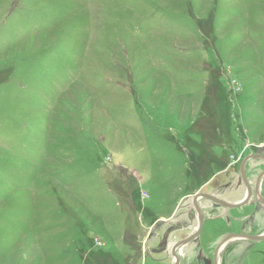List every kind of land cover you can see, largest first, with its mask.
I'll use <instances>...</instances> for the list:
<instances>
[{"label":"rangeland","instance_id":"374dc122","mask_svg":"<svg viewBox=\"0 0 264 264\" xmlns=\"http://www.w3.org/2000/svg\"><path fill=\"white\" fill-rule=\"evenodd\" d=\"M255 152L264 0H0V264H175L194 199L232 181L239 202ZM198 203L180 264L264 234L262 212ZM219 264H264V240Z\"/></svg>","mask_w":264,"mask_h":264},{"label":"flooded vegetation","instance_id":"af4514ba","mask_svg":"<svg viewBox=\"0 0 264 264\" xmlns=\"http://www.w3.org/2000/svg\"><path fill=\"white\" fill-rule=\"evenodd\" d=\"M258 154L260 153L255 152V153L249 154L243 160L240 166L237 168L238 169L237 173L239 177L241 178L240 180L243 184V195L241 196V199L239 202L235 204H227L224 202V199H222V196L225 195V193L233 187L234 183L232 181L231 182L229 181L227 183H217L215 185L214 194L213 193L212 194H201L200 195L201 197L199 198H204L206 200H209V202L215 205H218L224 209H229V210L237 209V210L249 211V215L247 214V216L243 219V221L245 222V225L247 223L248 224L253 223L254 220L252 221V219L254 218V216L256 219V216L259 214V212H262V214H264V169H261V170L258 169L260 171L256 173L255 172L252 173L250 169L248 170V164L253 160H262V162L264 163V155L260 156ZM255 163H257V161H255ZM199 198L197 200L194 199L193 201L194 207L200 213V217L198 221V229L191 236H189L188 238L184 240L179 241L172 247L171 255L174 258L175 264H180V258L178 256V251L183 246L191 244V242L197 239L198 237H200L202 232L204 231L205 216L203 215L201 206L198 203ZM239 221L241 222V220ZM260 235L262 236L264 234H260ZM260 235L252 234V228H251V230H248L247 232H242V231L234 232L226 236L224 239H221V241H219V243L214 248L213 264H219V258H220L221 251L232 239L248 240L255 244L258 241L244 238V236H260ZM165 236L166 234H164L163 239L160 242L161 249L166 246L167 239L169 237L167 236V238L165 239ZM151 239H152V236L148 238V241H151Z\"/></svg>","mask_w":264,"mask_h":264},{"label":"water","instance_id":"95a60500","mask_svg":"<svg viewBox=\"0 0 264 264\" xmlns=\"http://www.w3.org/2000/svg\"><path fill=\"white\" fill-rule=\"evenodd\" d=\"M199 197H201V196H198V197L196 198V200H197ZM168 234H169V232H168ZM168 234H166L165 239L167 238V235H168ZM193 238H194V237H193ZM244 238H247V239H250V240H254V241H258V242L264 240V236H244ZM191 239H192V238H191Z\"/></svg>","mask_w":264,"mask_h":264}]
</instances>
